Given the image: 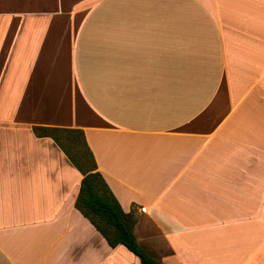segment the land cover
I'll return each mask as SVG.
<instances>
[{
	"label": "crops",
	"instance_id": "0c3cea01",
	"mask_svg": "<svg viewBox=\"0 0 264 264\" xmlns=\"http://www.w3.org/2000/svg\"><path fill=\"white\" fill-rule=\"evenodd\" d=\"M32 126L83 131L161 264H264V0H0V264H141Z\"/></svg>",
	"mask_w": 264,
	"mask_h": 264
},
{
	"label": "trees",
	"instance_id": "16d2710c",
	"mask_svg": "<svg viewBox=\"0 0 264 264\" xmlns=\"http://www.w3.org/2000/svg\"><path fill=\"white\" fill-rule=\"evenodd\" d=\"M36 136L51 137L77 168L82 178L75 207L94 225L107 243L114 247L124 245L136 254L141 264H161L137 242L133 233L136 218L125 212L113 195L97 165L83 131L59 127L32 126Z\"/></svg>",
	"mask_w": 264,
	"mask_h": 264
}]
</instances>
